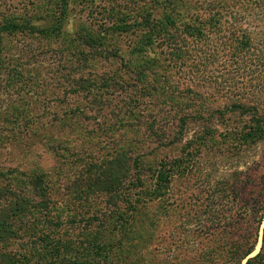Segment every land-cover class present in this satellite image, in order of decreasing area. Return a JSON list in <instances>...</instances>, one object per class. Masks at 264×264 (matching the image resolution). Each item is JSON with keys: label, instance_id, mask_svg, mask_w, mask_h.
Masks as SVG:
<instances>
[{"label": "trees", "instance_id": "1", "mask_svg": "<svg viewBox=\"0 0 264 264\" xmlns=\"http://www.w3.org/2000/svg\"><path fill=\"white\" fill-rule=\"evenodd\" d=\"M74 10L88 25H78L68 41L56 43ZM125 33L129 43L126 78L113 80L114 74L109 73L95 75L88 67L89 60L99 56L92 47L108 49L104 54L115 53L118 50L113 48L110 36ZM17 36L30 38L39 47L47 45L49 39L58 44L60 53L69 55L71 64L63 76H70L71 87L66 93L79 96V100L76 107L65 110V116L108 106L109 102L100 99L101 92L123 87V117L128 126H147L149 135L161 145L181 140L190 122L202 126L184 144L183 156L126 161V209L119 208L115 213L119 217L126 213L120 223H124L121 225L126 227L130 241L137 235L135 228L142 233L147 223L141 211L144 206L139 204L165 198L172 177L186 174L198 164L201 149H214L220 138L228 135L237 154H228L220 147L214 151L226 154L215 155L239 159L244 147L264 141V0H0V76L6 73L7 84V80L13 82L25 75L33 86L41 67L16 65L5 44ZM220 58L222 70L215 71L219 76L206 75L211 83L219 80L218 88L223 90L214 106L207 104L216 100L210 93H199L190 86L179 90L170 79L173 69L210 73ZM194 77L195 84L200 85V76ZM163 108H169L168 112ZM229 121L240 126L217 129ZM30 176L25 180L9 176L0 185V247L25 228L24 218L35 214L37 222L32 230L37 247L51 263L102 264L95 254L105 252L104 244L109 239L106 221H91L96 229L83 241L88 243V248L83 246L86 254L76 257L64 252L61 241L56 242L61 237L58 215L52 211L45 176L35 172ZM104 176L108 180L94 190L105 196L108 205L118 207L121 200L114 184L122 181L121 177L112 173ZM204 179L196 192L181 202L172 226L174 234L166 240L162 252H155L157 246H148L153 235L144 233L147 251L141 264H264V157L258 156L244 168L238 165L224 173L205 174ZM135 240L127 248L132 257L136 254ZM0 264L14 261L0 258Z\"/></svg>", "mask_w": 264, "mask_h": 264}, {"label": "rangeland", "instance_id": "2", "mask_svg": "<svg viewBox=\"0 0 264 264\" xmlns=\"http://www.w3.org/2000/svg\"><path fill=\"white\" fill-rule=\"evenodd\" d=\"M74 14L75 17H72ZM67 18L62 27V34L59 35L60 39L56 43L60 40L68 41L78 25H88L84 19L82 22L79 20L75 10L70 12ZM127 36L126 33L110 36L113 48L118 50L115 53L111 51L104 54L108 49L92 47L99 55L94 56L95 58L90 59L88 63L89 69L95 75L109 73L114 74L113 80H118L119 76L126 78V52L129 49V43H126ZM16 38L5 41L8 52L13 54L11 61L28 68L40 66L41 72L35 78L37 83L33 86L25 75H22L23 78L17 76L13 82L7 80V84L6 73L0 76V185L9 176L25 180L33 172L39 173L42 178L44 175L43 181L45 180L47 186L52 211L58 215L61 237L56 242L59 244L61 241L64 252H69L72 256L86 254L88 243L83 241L96 229L95 223L91 224V221L97 222V218L98 220L100 218L109 226L106 232L109 239L105 241L104 254H95L96 258L100 259L102 264H141V258L147 251L144 247V233L147 231L153 235V242L148 246L154 248L157 246L155 252H162V246L174 234L172 226L181 211V202L186 200L190 193L196 192L202 180H205V174L224 173L238 165L244 168L252 164L258 156L264 157V141L242 147L243 151L238 154L243 155L239 159L215 155L226 154L214 151L220 147L228 151V154H237L236 150L232 149L234 142L228 135L220 138L214 149L208 150L205 147L201 149L198 153L201 154L198 164H193L188 173L172 177L171 190L165 198L144 200V203L139 204L144 206L141 211L147 223L142 226V233L139 231L140 228H135L137 235L133 238L137 243L134 247L136 254L132 257L127 248L134 239L130 241L129 236L126 237V227L122 228L121 224L124 223H120L122 219L123 221L126 219V213L120 217L115 213L119 208L126 209L124 197L126 178H123L126 177V161L130 162V158L157 160L183 156L184 144L202 126L198 122H190L181 140L170 143L166 141L161 145L156 138L149 135L147 126H128L126 117H123V114L126 115V89L123 87L101 92L100 99L109 102L108 106L93 105L96 110H85V114L79 112L77 115L65 116V110L76 107L79 100V96L74 97L73 94L66 93L71 87L70 76H63L65 68L71 64L67 61L69 55L66 51L60 53L57 49L58 44L55 45L49 39L47 45L39 47L30 38L22 36ZM80 48L86 52L83 46ZM222 62L220 58L214 63L212 66L216 69H211L210 73L206 71L197 73L186 68L173 69L170 79L172 83L177 84L179 90L190 86L199 93L202 91L210 93L216 100L207 101V104L214 106L220 101V98L219 100L217 98L223 95V90L218 88L219 80L211 83L206 75L219 76L215 71L222 70L220 69ZM196 75L200 76L198 86L194 81ZM162 110L168 112L169 108ZM239 126L240 123L229 121L225 125H219L217 129L223 131L225 128L235 129ZM126 144H129L130 149H127ZM126 150L133 151L129 153ZM110 173L121 177L122 180H116L117 184H114L115 188L121 191L120 193L118 191L121 202L114 208L105 202V196L94 190V186L108 180L104 175ZM144 176L145 174L142 176L143 180ZM17 185L25 186V183ZM23 220L25 228L18 231L19 235L15 239L0 247V258H13L14 264H60L58 260L51 263L49 256L38 249L37 236L32 230V225L37 222L35 214ZM160 256L161 254L158 255L159 258Z\"/></svg>", "mask_w": 264, "mask_h": 264}]
</instances>
